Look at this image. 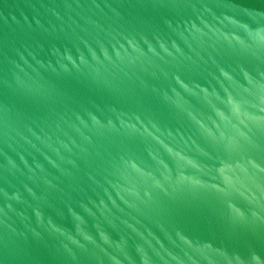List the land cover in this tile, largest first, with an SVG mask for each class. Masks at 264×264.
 I'll return each mask as SVG.
<instances>
[{"label":"water","instance_id":"water-1","mask_svg":"<svg viewBox=\"0 0 264 264\" xmlns=\"http://www.w3.org/2000/svg\"><path fill=\"white\" fill-rule=\"evenodd\" d=\"M0 264H264V0H3Z\"/></svg>","mask_w":264,"mask_h":264}]
</instances>
